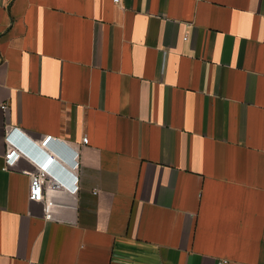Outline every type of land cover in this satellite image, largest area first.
<instances>
[{"label":"crops","instance_id":"crops-1","mask_svg":"<svg viewBox=\"0 0 264 264\" xmlns=\"http://www.w3.org/2000/svg\"><path fill=\"white\" fill-rule=\"evenodd\" d=\"M220 260L264 264V0H0V264Z\"/></svg>","mask_w":264,"mask_h":264},{"label":"built area","instance_id":"built-area-1","mask_svg":"<svg viewBox=\"0 0 264 264\" xmlns=\"http://www.w3.org/2000/svg\"><path fill=\"white\" fill-rule=\"evenodd\" d=\"M117 3H120L121 0H114ZM1 108L4 110L8 109V104L4 103L1 104ZM7 141L9 144L8 152L6 154L7 156V162L10 164L12 163L17 157H19L22 153L19 150V148L12 143V133L13 129L12 127L7 128ZM56 139L53 135H47L44 138H42L40 141H38V144L41 146H50ZM82 142L84 144L89 142V137L84 136ZM79 152L73 154V158L70 161L71 165V172L74 176L75 181L73 183H69L66 180H62L59 178V176L55 175L52 170V164L54 160H56V156L54 154H50L46 156L43 159H38L33 154L29 153L30 158L36 165V169L31 173V185L29 190V197L30 199H36L40 200L42 197H44L43 189L46 186L47 188L56 189V188H66L71 191H77L79 188V182H78V175L77 170L79 167ZM51 204V203H50ZM50 204H48L46 209V217L51 218L52 213L50 210ZM219 264H227V260H220Z\"/></svg>","mask_w":264,"mask_h":264},{"label":"clouds","instance_id":"clouds-1","mask_svg":"<svg viewBox=\"0 0 264 264\" xmlns=\"http://www.w3.org/2000/svg\"><path fill=\"white\" fill-rule=\"evenodd\" d=\"M21 151V153L23 154V155H25V156H29V153H27V152H24V151H22V150H20Z\"/></svg>","mask_w":264,"mask_h":264},{"label":"rangeland","instance_id":"rangeland-1","mask_svg":"<svg viewBox=\"0 0 264 264\" xmlns=\"http://www.w3.org/2000/svg\"><path fill=\"white\" fill-rule=\"evenodd\" d=\"M21 155H23V154H21ZM28 157H30V156H28ZM31 159V158H30ZM32 160V159H31Z\"/></svg>","mask_w":264,"mask_h":264}]
</instances>
